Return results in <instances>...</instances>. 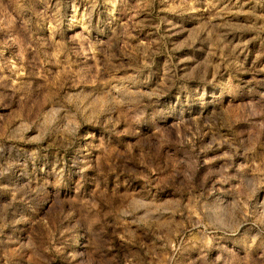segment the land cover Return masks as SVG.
Segmentation results:
<instances>
[{"label": "clouds", "instance_id": "1", "mask_svg": "<svg viewBox=\"0 0 264 264\" xmlns=\"http://www.w3.org/2000/svg\"><path fill=\"white\" fill-rule=\"evenodd\" d=\"M0 264H264V0H0Z\"/></svg>", "mask_w": 264, "mask_h": 264}, {"label": "rangeland", "instance_id": "2", "mask_svg": "<svg viewBox=\"0 0 264 264\" xmlns=\"http://www.w3.org/2000/svg\"><path fill=\"white\" fill-rule=\"evenodd\" d=\"M182 38H183L182 35L177 36V37H173V39H176V40H179V39H182ZM258 47H259L258 42L257 41H252V42H250L248 44V48L246 49V51L250 52L251 54H254ZM250 58H251V56H250Z\"/></svg>", "mask_w": 264, "mask_h": 264}]
</instances>
